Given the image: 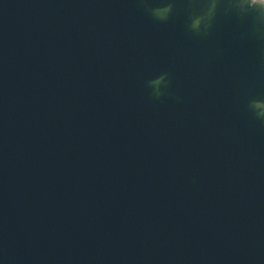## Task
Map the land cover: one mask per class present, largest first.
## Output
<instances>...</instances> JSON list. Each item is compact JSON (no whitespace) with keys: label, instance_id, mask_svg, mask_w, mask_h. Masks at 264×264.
Masks as SVG:
<instances>
[{"label":"water","instance_id":"obj_1","mask_svg":"<svg viewBox=\"0 0 264 264\" xmlns=\"http://www.w3.org/2000/svg\"><path fill=\"white\" fill-rule=\"evenodd\" d=\"M259 113L260 0H0V264H264Z\"/></svg>","mask_w":264,"mask_h":264},{"label":"clouds","instance_id":"obj_2","mask_svg":"<svg viewBox=\"0 0 264 264\" xmlns=\"http://www.w3.org/2000/svg\"><path fill=\"white\" fill-rule=\"evenodd\" d=\"M260 2L261 3H264V0H260ZM163 7H169L168 5H164ZM261 106V104H260V102L258 101L257 102V107H260ZM259 117H264V113H259V114H257Z\"/></svg>","mask_w":264,"mask_h":264}]
</instances>
